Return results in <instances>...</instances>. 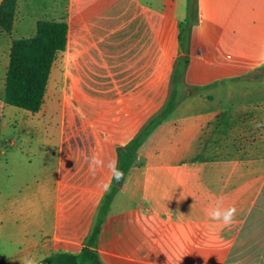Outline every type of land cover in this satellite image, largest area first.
<instances>
[{
	"label": "crops",
	"instance_id": "crops-1",
	"mask_svg": "<svg viewBox=\"0 0 264 264\" xmlns=\"http://www.w3.org/2000/svg\"><path fill=\"white\" fill-rule=\"evenodd\" d=\"M178 3L19 0L13 38L34 37L39 21L68 23V45L52 72L60 64L102 92L101 131L91 144L82 126L88 111L68 99L47 102L49 85L38 113L6 103L5 51L10 56L12 38L0 29V264H20L32 254H79L86 246L115 180L108 162L116 159L119 167L120 150L156 116L152 95L137 101L138 92L162 90L179 57ZM124 99L140 109L123 114L109 134ZM193 105L179 102V113L139 149L140 163L124 179L102 228L97 250L104 264H264V116L239 108L197 114ZM92 155L105 162L95 176L87 162ZM100 182L110 190L97 187ZM218 197L237 208L230 227L207 215Z\"/></svg>",
	"mask_w": 264,
	"mask_h": 264
},
{
	"label": "rangeland",
	"instance_id": "rangeland-1",
	"mask_svg": "<svg viewBox=\"0 0 264 264\" xmlns=\"http://www.w3.org/2000/svg\"><path fill=\"white\" fill-rule=\"evenodd\" d=\"M168 8L173 14L172 7L169 5ZM176 13L183 18V30L174 69L168 82L162 84V90L138 92L137 101L152 95L150 113L158 115L176 87L179 102H193L192 109L197 114L216 109H224L227 113L239 108L243 114L264 116V0H179ZM1 49L4 60L6 52L9 61L10 56L8 51L4 52L2 43ZM99 94L102 92L85 85L84 76L67 74L60 64L55 65L47 102L68 99L81 111L87 110V121L82 126L91 144L95 131L99 130H96ZM118 104L120 112L116 110V114L119 116L110 124L109 134L121 125L123 114L140 109L134 104L129 106L125 99ZM111 111L107 113L108 117L114 114ZM177 113L176 107L173 114ZM262 126L264 129V123ZM37 140L36 150L41 147ZM116 183L114 180L112 187Z\"/></svg>",
	"mask_w": 264,
	"mask_h": 264
},
{
	"label": "trees",
	"instance_id": "trees-1",
	"mask_svg": "<svg viewBox=\"0 0 264 264\" xmlns=\"http://www.w3.org/2000/svg\"><path fill=\"white\" fill-rule=\"evenodd\" d=\"M18 6L19 0H2L0 3V29L12 38L5 101L8 105L38 113L44 104L57 56L67 48L70 27L65 21H39L34 37L13 38ZM178 95L179 90L175 87L161 112L120 150L118 168L124 173L121 180L126 178L132 167L140 163L139 149L151 133L175 111L179 103ZM118 182L104 197L93 233L81 253L59 252L47 257L43 264H104L97 247L103 225L119 190Z\"/></svg>",
	"mask_w": 264,
	"mask_h": 264
},
{
	"label": "clouds",
	"instance_id": "clouds-1",
	"mask_svg": "<svg viewBox=\"0 0 264 264\" xmlns=\"http://www.w3.org/2000/svg\"><path fill=\"white\" fill-rule=\"evenodd\" d=\"M260 126L261 125L257 124V127ZM87 162L89 165V172L93 176L96 175L97 169L105 167L104 160L97 155H92L91 157L87 158ZM117 164L118 161L116 159H112L108 162L107 168L109 169L112 178H114L116 181H120L121 179H123L124 173L117 167ZM97 187L107 192L110 190V183L100 182L98 183ZM207 215L213 221L221 222L223 226L230 227L236 223L237 208L235 205L224 207L223 198L218 197L215 201V206L207 210ZM46 259L47 257L43 255H26L21 257L20 264H43V261H45ZM205 261L207 260L205 259ZM235 264H242V262L237 260Z\"/></svg>",
	"mask_w": 264,
	"mask_h": 264
},
{
	"label": "water",
	"instance_id": "water-1",
	"mask_svg": "<svg viewBox=\"0 0 264 264\" xmlns=\"http://www.w3.org/2000/svg\"><path fill=\"white\" fill-rule=\"evenodd\" d=\"M123 182H124V180H121V181L118 182V184H117L118 188H121L122 187Z\"/></svg>",
	"mask_w": 264,
	"mask_h": 264
}]
</instances>
